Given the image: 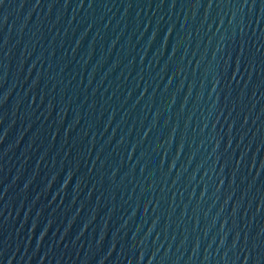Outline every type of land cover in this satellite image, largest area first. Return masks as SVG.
Returning <instances> with one entry per match:
<instances>
[{
    "label": "water",
    "instance_id": "water-1",
    "mask_svg": "<svg viewBox=\"0 0 264 264\" xmlns=\"http://www.w3.org/2000/svg\"><path fill=\"white\" fill-rule=\"evenodd\" d=\"M0 264H264V0H0Z\"/></svg>",
    "mask_w": 264,
    "mask_h": 264
}]
</instances>
